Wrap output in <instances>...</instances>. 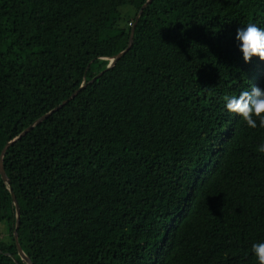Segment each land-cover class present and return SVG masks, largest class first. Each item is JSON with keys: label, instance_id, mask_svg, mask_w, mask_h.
Listing matches in <instances>:
<instances>
[{"label": "trees", "instance_id": "16d2710c", "mask_svg": "<svg viewBox=\"0 0 264 264\" xmlns=\"http://www.w3.org/2000/svg\"><path fill=\"white\" fill-rule=\"evenodd\" d=\"M0 0V153L33 264H258L264 128L224 96L264 88L235 39L264 0ZM123 8H127L123 11ZM257 124L259 121L257 120ZM0 177V264H26Z\"/></svg>", "mask_w": 264, "mask_h": 264}, {"label": "clouds", "instance_id": "9594fccd", "mask_svg": "<svg viewBox=\"0 0 264 264\" xmlns=\"http://www.w3.org/2000/svg\"><path fill=\"white\" fill-rule=\"evenodd\" d=\"M235 39L245 62H250L254 56L264 60V29L249 23L237 28ZM223 99L226 109L241 116L249 128H264V88L254 85L250 90H242L238 95H226ZM257 150L264 153V143ZM251 249L258 264H264V241L253 243Z\"/></svg>", "mask_w": 264, "mask_h": 264}, {"label": "water", "instance_id": "95a60500", "mask_svg": "<svg viewBox=\"0 0 264 264\" xmlns=\"http://www.w3.org/2000/svg\"><path fill=\"white\" fill-rule=\"evenodd\" d=\"M151 1L152 0H146L144 2V4L141 6V8L139 9L137 15L135 16V20L133 21V23L131 24V27H130L129 38H128V43H127L126 48L121 50L120 52H118L117 54H115V55H113L111 57H104L105 59H108L107 65L105 66V68L103 70H101L92 79H90L89 83L95 81L106 70L112 68L116 64V62L130 49V47H131V45L133 43V34H134L135 25H136L140 15L142 14L143 10L147 7V5ZM84 87H85V83L80 85V87L76 91L71 93L58 106L54 107L53 109L49 110L48 112H46L45 114H43L42 116H40L39 118L34 120L31 124H29L26 128H24L18 135H16L11 140H9L4 145V147L2 148L1 153H0V177H1V180L3 181V183L5 184L7 190L10 193L13 209L15 211V227H14V231H13V238H14V242H15V245H16V249H17L18 255H19L20 259L23 262H25L26 264H33V263L31 262L30 258L26 255V253L23 251V249L21 248V246L19 244V241H18L17 230H18V227H19V224H20V208H19V204H18V201L16 199V196H15V193H14V191L12 189L11 184H10L9 178H8L6 172H5V169H4V165H3L4 154H5L6 149L11 144H13L15 141L21 139L28 131H30L34 126H36L41 121H43L45 118H47L51 113H53L54 111H56L59 108H61L62 106H64L67 102H69L72 98H74V96ZM15 262H16V264H18L17 261H15Z\"/></svg>", "mask_w": 264, "mask_h": 264}, {"label": "rangeland", "instance_id": "374dc122", "mask_svg": "<svg viewBox=\"0 0 264 264\" xmlns=\"http://www.w3.org/2000/svg\"><path fill=\"white\" fill-rule=\"evenodd\" d=\"M127 8H123V11H125Z\"/></svg>", "mask_w": 264, "mask_h": 264}]
</instances>
